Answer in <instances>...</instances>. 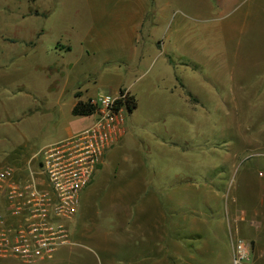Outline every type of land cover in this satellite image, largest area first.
<instances>
[{
	"label": "rangeland",
	"instance_id": "374dc122",
	"mask_svg": "<svg viewBox=\"0 0 264 264\" xmlns=\"http://www.w3.org/2000/svg\"><path fill=\"white\" fill-rule=\"evenodd\" d=\"M118 85L137 107L65 222L69 242L0 264L231 263L224 216L264 182V0H0L2 165L24 172L91 123L71 114L78 98ZM165 213H180L182 249L163 258ZM262 220L235 232L252 264H264Z\"/></svg>",
	"mask_w": 264,
	"mask_h": 264
},
{
	"label": "built area",
	"instance_id": "2783aa9c",
	"mask_svg": "<svg viewBox=\"0 0 264 264\" xmlns=\"http://www.w3.org/2000/svg\"><path fill=\"white\" fill-rule=\"evenodd\" d=\"M129 95L123 87L89 97V125L39 148L22 173L11 164L0 168V256L41 260L69 242L65 222L120 136ZM228 228L230 264H252V242Z\"/></svg>",
	"mask_w": 264,
	"mask_h": 264
},
{
	"label": "crops",
	"instance_id": "0c3cea01",
	"mask_svg": "<svg viewBox=\"0 0 264 264\" xmlns=\"http://www.w3.org/2000/svg\"><path fill=\"white\" fill-rule=\"evenodd\" d=\"M139 24H141V22L138 23V24H136L137 27H139ZM137 27H135V29H134L135 33H136V30L138 29ZM131 50L134 51L135 48H132ZM123 87H126V86H120V85H118V87H117L116 90H118L120 88H123ZM126 88L129 89V94L130 95H133L131 93V88L129 86L126 87ZM189 93H190V91H189ZM186 95L189 96L187 94V92H186ZM190 95H191V93H190ZM81 96H80V98H82ZM133 96L136 99L135 95H133ZM87 97L89 98V96H87ZM136 101H137V99H136ZM185 101H186V103L188 102L187 100H185ZM75 103H76V101H75ZM83 117H86V116H83ZM124 123H125V118H124L123 124ZM67 131H69V133H70V130L69 129H67ZM7 159L8 158H6V160ZM2 163H3V161H2ZM2 163H0V168L2 166H4V165H2ZM7 164H9V163H7ZM5 165H6V163H5ZM102 165H103V161L98 166V170L101 168ZM97 173H96V175H97ZM96 175L93 178V180L90 182V184H88L87 186H85V188L82 190V193L84 191H86L87 188L89 186H91V184H93L95 182ZM260 186H261L260 187L261 190L259 189L260 191H259V193L257 195V199H258V202L257 203H253V202H251V200L247 199V202H245V205H243L241 203V199H240L242 193L241 192H238V195L236 194V196L238 197L237 203H239L238 204L239 206H238V209H237V207L234 209V211H236V213H231V216H224V219L226 220L225 221L226 224L222 225V228H224V230L226 232V235H227V238L229 240V242H228L229 243L228 244L229 245L228 248H229L230 257H231L230 234H229V231H228L229 229L227 228V226L233 228L236 233H239L240 235L241 234L245 235V233L252 234V232H248L247 227L248 228L250 227V228H254L255 229V226H256V228H258L259 225L263 221L262 219L264 218V182H261ZM82 193H81V197H82ZM166 194H168V192ZM80 203H79V205H80ZM167 212H168V210H167ZM165 214H166L165 215V220H166L165 223L166 224H164V227H165V229H164V234H165L164 235L165 236L164 237V242H166V243H165L164 246L161 247V250L162 249L165 250L166 253H164L163 258L166 257V254L167 255L168 254H171V253H169L171 251H175L176 249H178V251H180L182 249L181 248L182 241H180L181 240V236H182V234H181L182 233V228H181V225H180L181 224L180 223V220L178 218V215H180V213H176V216H174L172 213H165ZM224 219L222 220L223 223H225L224 222ZM227 223L229 225H227ZM213 233L215 234L216 232L213 231ZM199 234L200 233L196 230L195 231V235H194L195 238H198L199 237ZM192 238H194V237H192ZM195 240L196 239H191V243L189 244L191 257H192V255L193 256L196 255L197 254V251H199V247H198V244H197L198 242L197 243H192L193 241L195 242Z\"/></svg>",
	"mask_w": 264,
	"mask_h": 264
},
{
	"label": "trees",
	"instance_id": "16d2710c",
	"mask_svg": "<svg viewBox=\"0 0 264 264\" xmlns=\"http://www.w3.org/2000/svg\"><path fill=\"white\" fill-rule=\"evenodd\" d=\"M187 94L190 95L189 91L187 92ZM77 96H80V93H78ZM136 107H137L136 99L134 98L133 95H129L126 100V108H127L126 112H131ZM93 108L94 107L90 103L89 98L78 99L77 102L74 104V106L71 108L70 112L74 116H85V115H90L92 113ZM250 241L252 242V240Z\"/></svg>",
	"mask_w": 264,
	"mask_h": 264
}]
</instances>
